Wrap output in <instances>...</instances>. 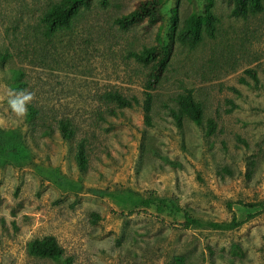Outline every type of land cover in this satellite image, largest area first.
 <instances>
[{"label": "rangeland", "instance_id": "rangeland-1", "mask_svg": "<svg viewBox=\"0 0 264 264\" xmlns=\"http://www.w3.org/2000/svg\"><path fill=\"white\" fill-rule=\"evenodd\" d=\"M61 1L0 0V264H264V12L233 17L232 0H164L157 23L123 29L116 19L144 0H94L70 29L48 35L43 17ZM208 10L214 37L173 43L191 13ZM159 40L173 54L148 126L149 68L132 53ZM24 89L34 95L18 117L9 93ZM187 90L204 120L180 128L170 112ZM109 92L136 105L119 108ZM186 213L203 225L186 228ZM234 218L232 230L205 224ZM48 236L62 259L28 253Z\"/></svg>", "mask_w": 264, "mask_h": 264}, {"label": "trees", "instance_id": "trees-1", "mask_svg": "<svg viewBox=\"0 0 264 264\" xmlns=\"http://www.w3.org/2000/svg\"><path fill=\"white\" fill-rule=\"evenodd\" d=\"M233 9L231 15L233 17L247 18L251 15H257L264 12V0H232ZM94 0H62L59 4L52 7L43 17V22L46 26V33L53 35L59 30L70 29L75 20L80 17L84 10L92 7ZM110 0H100L102 7H107ZM164 7V0H144L141 1L137 8L129 14L123 15L116 19V24L121 28L126 29L136 24H139L146 19L151 24L157 23L161 16V9ZM218 19L213 13L208 10L201 15L197 12L191 13L182 29H175L172 35L173 43H178L195 48L206 33L210 37L215 36L216 24ZM173 54V45H165L161 40L158 44L152 47H147L140 53H132V56L137 61L143 63L149 68L148 81L146 85V98L143 104L145 114V123L148 126H153L151 111L153 106L152 91L160 84L165 71L169 65ZM248 74L258 82L255 71L249 70ZM245 82V81H244ZM105 101L115 104L119 108H134L136 99H128L118 92H109L104 96ZM177 109H172L170 114L175 120L178 127H183L184 120L188 119L197 125H201L204 120V109L202 105L194 99L193 92L187 90L184 94L177 98ZM31 115L36 111L32 110ZM114 114V113H113ZM60 132L64 140H69L75 135V129L71 121L61 120L59 124ZM216 123L211 120L208 125V134H213L216 131ZM77 164L80 171L85 172L88 168V151L85 141L78 144L77 149ZM148 204V203H147ZM264 210V202L258 203ZM95 222L99 219L98 215H93ZM213 230H232L240 226V222L234 218L231 222L210 221L205 223ZM203 223L186 213L184 226L190 228L193 226H201ZM28 253L33 257L46 258L52 260H60L65 255V249L59 244L53 236H48L42 239H34L28 244ZM68 264L72 263V259H66Z\"/></svg>", "mask_w": 264, "mask_h": 264}, {"label": "clouds", "instance_id": "clouds-1", "mask_svg": "<svg viewBox=\"0 0 264 264\" xmlns=\"http://www.w3.org/2000/svg\"><path fill=\"white\" fill-rule=\"evenodd\" d=\"M33 93L26 89L20 90L19 92H10L8 105L13 113L18 117H23L26 110L27 104L33 99Z\"/></svg>", "mask_w": 264, "mask_h": 264}]
</instances>
